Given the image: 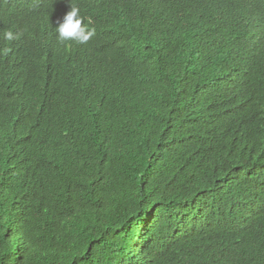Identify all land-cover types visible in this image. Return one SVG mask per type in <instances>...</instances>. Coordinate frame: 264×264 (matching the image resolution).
<instances>
[{
    "label": "trees",
    "instance_id": "trees-1",
    "mask_svg": "<svg viewBox=\"0 0 264 264\" xmlns=\"http://www.w3.org/2000/svg\"><path fill=\"white\" fill-rule=\"evenodd\" d=\"M197 6L0 20V264H264V46L200 38ZM72 7L87 43L55 35Z\"/></svg>",
    "mask_w": 264,
    "mask_h": 264
},
{
    "label": "clouds",
    "instance_id": "clouds-1",
    "mask_svg": "<svg viewBox=\"0 0 264 264\" xmlns=\"http://www.w3.org/2000/svg\"><path fill=\"white\" fill-rule=\"evenodd\" d=\"M197 9L203 3L204 13L201 29L196 30L200 38H212L221 41L235 39L248 52H259L264 46V0H196ZM46 0H0V20L8 14H17L27 7L43 6ZM55 35L61 41L74 40L87 43L95 34V29L84 23L79 9L72 7L62 22L54 27ZM4 39L13 41L19 34L5 31ZM7 49L4 50L7 54ZM254 59V58H253ZM250 60V59H249Z\"/></svg>",
    "mask_w": 264,
    "mask_h": 264
}]
</instances>
